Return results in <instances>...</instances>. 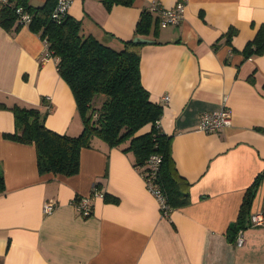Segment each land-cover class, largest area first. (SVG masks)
Here are the masks:
<instances>
[{
	"label": "crops",
	"instance_id": "obj_1",
	"mask_svg": "<svg viewBox=\"0 0 264 264\" xmlns=\"http://www.w3.org/2000/svg\"><path fill=\"white\" fill-rule=\"evenodd\" d=\"M68 1L85 32L118 48L138 36L136 23L152 0L110 8L102 0ZM158 1H184V17L142 36L152 42L140 49V79L162 105L159 125L190 182V203L162 216L133 154L99 139L81 148L76 174H39L35 146L3 135L14 131L10 107L45 111L49 101L45 125L60 134L76 135L82 120L44 40L26 25L16 32L0 26V264H264V225L246 227L241 247L226 236L258 177L251 211L264 206V54L242 52L264 24V0ZM230 27L236 33L226 41ZM221 107L231 113L229 126L197 129L202 111ZM94 183L107 198L92 196L83 216L73 202L91 196ZM48 199L56 206L46 214Z\"/></svg>",
	"mask_w": 264,
	"mask_h": 264
},
{
	"label": "trees",
	"instance_id": "obj_2",
	"mask_svg": "<svg viewBox=\"0 0 264 264\" xmlns=\"http://www.w3.org/2000/svg\"><path fill=\"white\" fill-rule=\"evenodd\" d=\"M56 1L44 0L34 5L30 0H0V26L9 32H16L23 26L16 12L18 7L29 15L26 26L44 40L47 54L56 58L57 70L75 99L82 129L76 135L60 134L45 125L48 108L41 111L14 104L10 107L14 114V131L4 133V137L35 146L39 174H76L80 167V150L82 147H92L93 139H99L109 147L131 152L136 167L144 166L152 154H157L160 162L155 171L156 182L161 187L170 212L189 204L190 182L177 171L171 153V136L158 123L162 105L150 100L149 92L141 83L142 43L132 39L123 40L118 48L104 43L94 34L85 32L80 21L68 11L60 20H53L51 12ZM133 2L102 0L106 8L113 5L130 6ZM158 26L157 15L145 8L136 23L134 34L147 35ZM235 33L236 29L230 27L222 36L230 41ZM242 52L245 57L264 54V24L259 25ZM98 97L100 100L96 103ZM147 125L149 129L140 132ZM259 180L258 177L245 190L237 218L226 231L231 242H234L239 230L249 226ZM4 190L0 169V194ZM103 196L107 198V195Z\"/></svg>",
	"mask_w": 264,
	"mask_h": 264
},
{
	"label": "built area",
	"instance_id": "obj_3",
	"mask_svg": "<svg viewBox=\"0 0 264 264\" xmlns=\"http://www.w3.org/2000/svg\"><path fill=\"white\" fill-rule=\"evenodd\" d=\"M5 1V0H1ZM69 6L68 0H57L53 10L51 12V18L53 20H60L61 17L67 12ZM150 12L154 13L158 17L159 25L164 27L169 24H177L182 21L184 17L185 3L184 1H177L173 6L167 7L162 5L158 0H152L146 7ZM18 14L19 22L25 26L29 21V15L23 12L21 7L16 10ZM47 49L45 48L46 56ZM163 100L167 101L168 96L164 95ZM47 108H50V103L47 101ZM159 123V120H158ZM231 124V113L225 108L221 107L218 110L202 111L198 120L197 129L204 132H216ZM160 162V157L157 154H152L144 166L138 167L140 173L145 181L147 189L157 199L162 216L168 217L170 209L166 204L164 194L160 185L156 182L157 167ZM92 196H103L102 192L97 189V186H92L91 196L81 197L78 201L73 202L76 210L83 216H87L91 212V198ZM56 206V202L53 199H48L42 206L44 213H50ZM264 225V213L262 209L251 211L249 216V226ZM245 239L243 236V230H239L234 239V244L237 247L243 246Z\"/></svg>",
	"mask_w": 264,
	"mask_h": 264
},
{
	"label": "water",
	"instance_id": "obj_4",
	"mask_svg": "<svg viewBox=\"0 0 264 264\" xmlns=\"http://www.w3.org/2000/svg\"><path fill=\"white\" fill-rule=\"evenodd\" d=\"M132 40L134 42H139V43H142V44L152 42L151 39L145 38V37H142V36H134L132 38Z\"/></svg>",
	"mask_w": 264,
	"mask_h": 264
},
{
	"label": "rangeland",
	"instance_id": "obj_5",
	"mask_svg": "<svg viewBox=\"0 0 264 264\" xmlns=\"http://www.w3.org/2000/svg\"><path fill=\"white\" fill-rule=\"evenodd\" d=\"M101 96H102V95H101ZM101 96H100V97H101ZM99 100H100V98L98 97V98L96 99V103L99 102Z\"/></svg>",
	"mask_w": 264,
	"mask_h": 264
}]
</instances>
